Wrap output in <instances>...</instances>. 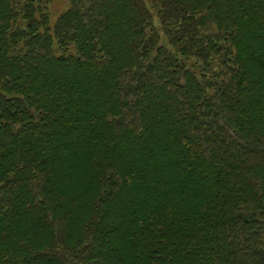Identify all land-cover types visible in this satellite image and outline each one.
<instances>
[{"label": "trees", "instance_id": "16d2710c", "mask_svg": "<svg viewBox=\"0 0 264 264\" xmlns=\"http://www.w3.org/2000/svg\"><path fill=\"white\" fill-rule=\"evenodd\" d=\"M0 0V264H264V0Z\"/></svg>", "mask_w": 264, "mask_h": 264}, {"label": "rangeland", "instance_id": "374dc122", "mask_svg": "<svg viewBox=\"0 0 264 264\" xmlns=\"http://www.w3.org/2000/svg\"><path fill=\"white\" fill-rule=\"evenodd\" d=\"M69 0H54L50 4V10L52 11L53 17H55V14H57L59 11L63 10L68 5Z\"/></svg>", "mask_w": 264, "mask_h": 264}]
</instances>
